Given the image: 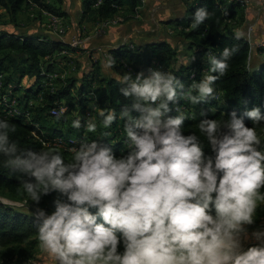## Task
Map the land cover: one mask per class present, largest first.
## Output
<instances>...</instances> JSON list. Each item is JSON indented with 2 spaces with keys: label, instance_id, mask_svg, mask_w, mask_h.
<instances>
[{
  "label": "clouds",
  "instance_id": "1",
  "mask_svg": "<svg viewBox=\"0 0 264 264\" xmlns=\"http://www.w3.org/2000/svg\"><path fill=\"white\" fill-rule=\"evenodd\" d=\"M209 16L197 9L192 27ZM235 51L225 47L221 59L209 56V72L218 75L205 74L179 94L183 85L171 73L150 68L147 76L118 77L127 85L119 91L133 100L119 114L127 118L130 149L119 158L111 147L86 138L67 163L56 150H22L9 140L15 127L0 120L5 167L32 178L23 182L31 200L39 204L53 191L62 197L51 215L40 208L35 213L41 247L57 264H264V230L251 234L258 244L246 250L241 244L245 225L254 223L264 204V144L255 127L264 119L260 108L245 112L252 128L236 119L235 111L230 122L201 120L197 128L213 153L208 156L195 133H182L183 114L163 119L178 95L193 105L215 98L213 84L226 75ZM114 64L110 57L105 68ZM132 110L140 115L134 117ZM98 115L105 129L116 120L112 109ZM81 126L80 119L72 121V128ZM84 127L95 133L98 124L92 118Z\"/></svg>",
  "mask_w": 264,
  "mask_h": 264
},
{
  "label": "trees",
  "instance_id": "2",
  "mask_svg": "<svg viewBox=\"0 0 264 264\" xmlns=\"http://www.w3.org/2000/svg\"><path fill=\"white\" fill-rule=\"evenodd\" d=\"M95 1L86 0L85 12L91 11L93 16L103 21L119 14L124 15V20L129 19L132 16L126 15V10L136 11L144 0H103L100 6L94 7ZM184 1V13L167 20L176 25L177 34L174 40L155 39L143 43L131 40L122 46L110 48L106 61L112 57L116 68H123L124 62L128 61L132 70L124 68L123 70L125 73H131L133 79L140 72L147 76L150 68L159 71L163 68L165 72L169 69V73L173 74L183 85V89H177L179 94L187 92L193 84V81L189 79L192 71L197 73V83L202 81L205 74L218 75V73L209 72L211 66L209 56L221 59L225 47L230 51L235 48L236 51L228 61L229 69L226 75L217 79L213 84L215 98L202 102L203 106L200 103L193 105L190 101L187 103L181 95H178L175 103L169 102L171 111L167 115L171 114L175 105H186L187 109L183 113L186 119L181 131L184 135L195 133L203 142L205 155L208 156L213 153L206 138L200 135L197 128L201 120L215 119L230 122L231 113L235 111L236 119H242L247 127L252 128L255 125L252 119L245 115L246 111L258 107L261 116L264 117V59L254 66L253 59L252 63L249 62L251 52L249 42L243 35L239 39L236 38L237 33H242L237 27L241 26L245 15L243 6L238 0ZM63 2L64 0H0V9L4 10L3 13L8 18L2 24L7 27L11 22L16 27L13 31L4 29V27V30L0 29V80L7 84L32 78L40 79V72L43 68L49 71L65 72L67 75L66 84L62 85L59 90L56 92L48 89L43 91L45 100L41 103L42 105L33 109L30 118L5 117L0 107V120L7 121L10 126L15 127V132H9V140L16 142L20 149L56 150L64 156L67 163L72 156L71 150L67 151L55 145L44 146L40 137L71 135L85 139L90 136L91 133H88L84 127L86 112L92 111L97 124L102 120L93 106L87 107L88 100H92L99 111L114 110L116 120L109 128L102 131L100 135L98 134V137L91 138V140L111 147L118 158L121 155H127L130 151L125 143L127 137L124 134V124L127 118L122 120L119 114L125 107L131 108L133 100L124 97L119 91L121 87H127V85L120 84L117 75L105 72L106 61L103 63L101 60L91 59L92 69L82 75L83 83L79 85V79L74 73H77L80 68V60L73 56V53L83 49L82 46L73 47L69 42L57 40L51 34L33 28L25 32L17 30L18 13L27 9L31 20L35 21L38 18L41 22L47 17L43 14L45 10L64 17L66 11L62 7ZM200 8L208 11L210 16L201 25L193 28L194 14ZM78 35L84 36L80 33ZM262 42L264 43V40ZM259 50L264 53V45L259 47ZM179 54L191 56L192 62L188 65L181 64L172 67L173 62L178 63L180 60ZM47 56L50 57L47 58ZM204 67L208 68H205L206 72L202 71ZM38 91L34 87H28L26 90L23 89L20 98L26 100L29 95L36 96ZM59 104L68 107L67 113L60 117L52 116L50 109ZM77 113H80L82 117L77 116ZM69 114L72 115L69 116ZM132 115L138 117L140 113L132 110ZM76 119H80L82 125L78 134L73 133L74 128L71 127L72 121ZM255 127L264 144V119ZM221 131L226 133L229 130L223 127ZM104 132L110 135L103 136ZM86 139L90 141V138ZM6 160L7 157L0 154V196L16 201H26L43 209L45 213L52 214L55 211L54 201L62 199L60 193L53 191L43 195L39 204H36L23 189V182L32 178L5 167ZM260 191L264 193V188ZM24 209L23 206L8 205L0 200V264H21L31 256L36 257L38 247L41 245L37 236L39 220L34 211L30 209L23 211ZM263 218L264 205L257 208L254 223L261 222ZM254 242L250 244H258L257 241ZM118 251H123L122 246L118 248Z\"/></svg>",
  "mask_w": 264,
  "mask_h": 264
},
{
  "label": "crops",
  "instance_id": "3",
  "mask_svg": "<svg viewBox=\"0 0 264 264\" xmlns=\"http://www.w3.org/2000/svg\"><path fill=\"white\" fill-rule=\"evenodd\" d=\"M85 2L86 0H64L62 7L66 11V14L63 18L68 26L67 32L63 36L51 34L55 39L62 40L65 43L69 42L75 34L80 33L84 35L82 36L85 38L83 49L73 53V56L80 60V68L77 73H74L79 79V85L83 83L82 75L90 72L92 69L91 59L95 61L101 60L102 62L103 57L105 54H108L107 52L110 48L122 46L131 40L136 41V43H143L155 39L167 40V38L174 40L177 34L176 25L167 22V20L182 15L185 10L184 0H144L143 4L137 7L136 11L132 12L126 10L125 14L131 15L132 17L117 25L108 27L105 32H101L99 31L100 21L98 18L93 16L91 11L85 12ZM242 6L245 15L242 18L241 26H247L250 22L255 23V40L257 43L263 41L264 0H248L247 4ZM22 25H24V23H22ZM10 26L13 27L14 23L10 22L7 27ZM15 29L16 27L13 28V30ZM254 51L253 65L257 66L264 59V53L259 50V47H255ZM179 57L180 60L178 63L177 61L175 63L173 62L172 67H177V65L179 66L181 64L188 65L192 62L191 56L189 55L179 54ZM104 69H106V73L117 75L118 77H122V75L126 74L123 68H116L115 64L112 68ZM89 104H91L90 107H94L98 114L99 109L94 105V101L88 100L87 106ZM256 230L263 229L254 228L253 230L246 231V234H241L243 235L241 237L245 236L246 238L245 240L241 238L243 240H241L243 248L244 244L254 239L251 234ZM250 243L251 242L244 248L245 250L250 246L256 245L254 244L256 242L253 244ZM54 264H57V262Z\"/></svg>",
  "mask_w": 264,
  "mask_h": 264
},
{
  "label": "built area",
  "instance_id": "4",
  "mask_svg": "<svg viewBox=\"0 0 264 264\" xmlns=\"http://www.w3.org/2000/svg\"><path fill=\"white\" fill-rule=\"evenodd\" d=\"M241 5L247 4L248 0H238ZM103 0H96L94 3V7H98L102 4ZM34 4V3H33ZM36 6V4H34ZM43 14L47 17V23L45 24L47 26V29L54 34H57L58 36H63L67 32L68 26L64 22V18L50 13L48 11H43ZM34 14H32L33 16ZM125 19L124 15L119 14L114 17L106 18V20L100 21L99 24V31L105 32L108 27L117 25L121 22H123ZM255 23L250 22L245 27L244 30H242V35L245 38L247 42L250 44V51L252 48L255 47H262L264 43L261 41L259 43L255 40ZM49 33L48 31H45ZM50 34V33H49ZM84 37H81L78 34H75L72 39L69 41V43L73 47H84ZM50 56H47L49 58ZM108 55L105 54V56L102 59V62H105ZM252 59V51L249 55V62ZM160 64H158L159 66ZM123 68L125 70H132L131 64L127 61L124 62ZM161 68V66H160ZM203 72H206V69L204 68L202 70ZM165 72V70L163 71ZM166 73V72H165ZM193 74L192 78L190 79L193 81V83H197V73L195 71L191 72ZM191 74V75H192ZM148 75V73H147ZM40 79L32 78L28 80H23L17 83L9 82L7 84H4L3 80H0V107L2 110V113L5 117L9 116H23L25 118H30L33 112V109L36 107L42 105L41 103L44 102L45 97H43V91L44 90H50L51 92H56L57 90L62 87V85L66 84L67 75L65 72L61 71H49L45 70L43 68L40 72ZM27 83V84H26ZM28 87H34L35 90H39L38 94L36 96L29 95V98L26 100H23L20 98L19 91L20 89L26 90ZM219 96V94L217 95ZM68 107L64 104H59L53 108L50 109V114L55 117H60L67 113ZM179 109V112L177 111ZM187 107L185 104H177L174 106V110L171 112L170 115L165 114L163 118H167L168 116L175 117L177 115L183 114L184 111H186ZM86 121L89 119L94 118L92 116V111L88 110L86 112ZM41 138L42 144L44 146L48 145H55L58 146L64 150H72L73 148H79L80 143L84 141L85 139L83 137H75V136H55V137H48V138Z\"/></svg>",
  "mask_w": 264,
  "mask_h": 264
},
{
  "label": "rangeland",
  "instance_id": "5",
  "mask_svg": "<svg viewBox=\"0 0 264 264\" xmlns=\"http://www.w3.org/2000/svg\"><path fill=\"white\" fill-rule=\"evenodd\" d=\"M3 11L4 10H2V9H0V29H3V27H4V25L2 24L3 22H4V20L5 19H8L7 17H5V15H4V13H3ZM18 22H19V25H18V28H17V30L19 31V32H25V30L26 31H29L30 29H38V30H40L41 32H45V31H48L50 34H54L53 32H51V31H49L48 29H47V26L45 25L46 23H47V18H45L42 22H41V20L39 21L38 20V18H37V20H31V16L29 15V12H28V10L27 9H25L23 12H21V13H18ZM65 23H66V21H64ZM249 22V21H248ZM22 23H24V25H22ZM245 25L244 26H242V27H237L238 28V31L240 30V31H242V30H244L245 29ZM10 29V31H13V28H15L14 26L12 27V26H10V27H4V29ZM30 28V29H29ZM3 29V30H4ZM18 33V32H17ZM55 35V34H54ZM252 59H253V57H254V54H255V51H254V48H252ZM252 59L250 60V63H252ZM204 68H206V69H208L207 67H204ZM161 71L163 72L164 71V69L163 68H161ZM170 72V70L168 69V70H166V73H169ZM194 74V73H193ZM193 74L191 75L190 74V76H189V79H190V77L192 78V76H193ZM191 80V79H190ZM27 84V83H26ZM185 84H186V82H185ZM23 92V89L22 90H20L19 91V93L18 94H21ZM193 95H195V94H197L195 91H193V93H192ZM75 96L77 95L76 94V92H75V94H74ZM43 97H44V94H43ZM187 101V103L189 102L188 100H186ZM199 104V103H198ZM201 105L203 104L202 102L200 103ZM91 104H89L88 106H90ZM87 106V107H88ZM155 106V105H154ZM203 106V105H202ZM204 108V107H203ZM69 115H72V114H69ZM184 115V114H183ZM77 116H80V113H77ZM82 116H80V118H81ZM86 130V129H85ZM105 130V128H103V126H102V124L101 123H99L98 122V132H95V133H91V135L90 136H88V137H86V138H90V141H88V142H91V141H93V140H91V138H93V139H95L96 137H98V134L100 135L101 134V132L102 131H104ZM74 132L73 133H75V134H78L79 132H80V129L79 130H77V129H74L73 130ZM87 134L85 133V136H86ZM4 198V197H3ZM6 199V198H5ZM14 201H16V200H14ZM16 202H21V203H24V205H20V206H23V207H25V209L23 210V211H27V209H30L31 211H33L32 210V208H30L28 205H31L30 203H28V202H26V201H16ZM264 204H262V205H260V206H263ZM31 206H33V205H31ZM35 209H37L38 207H36V206H33ZM45 215L47 216V215H49V214H47V213H45ZM51 215V214H50ZM259 223H264V218L261 220V222H259ZM259 223H253V224H259ZM252 224V225H253ZM245 226H250V225H245ZM261 229H263L264 230V228H261ZM241 236H243V235H241ZM242 239L243 240H245L246 238H245V236L244 237H242ZM241 239V240H242ZM242 240V241H243ZM253 240V241H252ZM252 240H249V242H254V241H257V240H255V239H252ZM249 242H247L246 244H244V248H246L247 247V244L249 243ZM258 242V241H257ZM243 243V242H242ZM259 243V242H258ZM55 262H57L55 259H53V257H51L49 254H47L44 250H43V248L41 247V245L38 247V250H37V253H36V257H33V256H31L30 258H28V259H25V261H23V263H21V264H54Z\"/></svg>",
  "mask_w": 264,
  "mask_h": 264
},
{
  "label": "water",
  "instance_id": "6",
  "mask_svg": "<svg viewBox=\"0 0 264 264\" xmlns=\"http://www.w3.org/2000/svg\"><path fill=\"white\" fill-rule=\"evenodd\" d=\"M0 200L6 204H11L13 206H20V205H24V203H21V202H16L14 200H11V199H5L3 197L0 196ZM30 208H32V210L36 213V210L33 206L31 205H28ZM254 228H264V223H259V224H253V225H250V226H245V229L246 231L248 230H253Z\"/></svg>",
  "mask_w": 264,
  "mask_h": 264
}]
</instances>
